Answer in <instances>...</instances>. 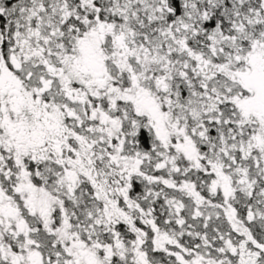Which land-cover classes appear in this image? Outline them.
<instances>
[{
    "label": "snow or ice",
    "instance_id": "6c2138e0",
    "mask_svg": "<svg viewBox=\"0 0 264 264\" xmlns=\"http://www.w3.org/2000/svg\"><path fill=\"white\" fill-rule=\"evenodd\" d=\"M0 264H264V0H0Z\"/></svg>",
    "mask_w": 264,
    "mask_h": 264
}]
</instances>
